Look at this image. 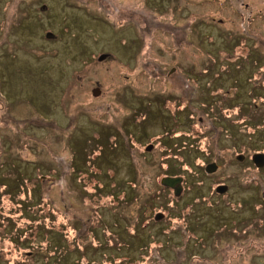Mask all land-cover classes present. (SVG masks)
Masks as SVG:
<instances>
[{"label": "rangeland", "instance_id": "1", "mask_svg": "<svg viewBox=\"0 0 264 264\" xmlns=\"http://www.w3.org/2000/svg\"><path fill=\"white\" fill-rule=\"evenodd\" d=\"M246 2L0 0V264H264Z\"/></svg>", "mask_w": 264, "mask_h": 264}, {"label": "water", "instance_id": "2", "mask_svg": "<svg viewBox=\"0 0 264 264\" xmlns=\"http://www.w3.org/2000/svg\"><path fill=\"white\" fill-rule=\"evenodd\" d=\"M101 93V89L99 87H95L93 89V94L96 95H100ZM153 148V145H149L147 147V150H151ZM245 158L244 154H239L237 155V159L239 160H243ZM253 162L257 165V166H264V152H256L253 154L252 156ZM210 168L212 167V169L210 171H215L217 169V165L215 163L213 164H209ZM183 177L181 176H165L162 179V184L164 186L167 187H171L174 188L175 190V194L176 195H180L183 189ZM228 186L227 185H220L217 188V191L219 192H225L227 190ZM264 193V192H263ZM157 219L163 217L162 213L157 214Z\"/></svg>", "mask_w": 264, "mask_h": 264}, {"label": "flooded vegetation", "instance_id": "3", "mask_svg": "<svg viewBox=\"0 0 264 264\" xmlns=\"http://www.w3.org/2000/svg\"><path fill=\"white\" fill-rule=\"evenodd\" d=\"M240 1H243V2H244V3H243L244 6H246L247 8L249 7V6H248V3L246 2V0H240ZM241 17H242V20H243V19H244V20L246 19V23H247V19L250 17V18H249V21H248L249 24H251V22H252L253 19H254L253 17H251V15H250V16H246L245 14H244V15L242 14ZM218 22H219L220 24H222V23H223V20H222V19H219ZM245 34L248 35L247 32H246ZM248 40H249V39H248ZM248 40H246V43H245L244 45L247 44ZM174 70H175V68H171V69H170V71H174ZM158 214H159V213H158ZM156 216H157V215H156ZM190 230H191V229H190Z\"/></svg>", "mask_w": 264, "mask_h": 264}, {"label": "trees", "instance_id": "4", "mask_svg": "<svg viewBox=\"0 0 264 264\" xmlns=\"http://www.w3.org/2000/svg\"><path fill=\"white\" fill-rule=\"evenodd\" d=\"M167 174H171V175H180V173H177V172H175V170H171V172L170 173H167ZM50 235V234H49ZM60 241L62 240V238L61 239H59ZM64 240V239H63ZM58 243H60L59 241H58ZM59 246V245H58Z\"/></svg>", "mask_w": 264, "mask_h": 264}]
</instances>
